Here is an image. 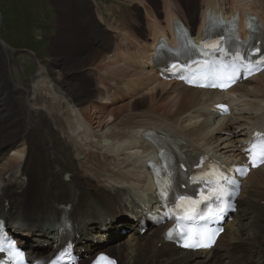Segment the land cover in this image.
Returning <instances> with one entry per match:
<instances>
[{
  "label": "bare ground",
  "instance_id": "obj_1",
  "mask_svg": "<svg viewBox=\"0 0 264 264\" xmlns=\"http://www.w3.org/2000/svg\"><path fill=\"white\" fill-rule=\"evenodd\" d=\"M78 1L81 12L89 7V13H94L88 0ZM170 1L194 23L199 0ZM203 1L206 9L201 11L202 15L207 9L217 13L218 6H224L218 0ZM57 2H60L62 18L58 19L61 29L50 39L52 64L40 63L32 77L23 75L15 79L17 88L7 79L8 71H14L16 63L13 64L10 50L0 40V200L10 201L18 212L20 218L14 223L15 227H20L21 214L49 216L66 203L96 210V202L100 207L110 204L124 187L138 191L146 181L144 165L150 154V145L142 134L150 128L181 135L189 133L211 151L217 145L225 149L240 136L236 128L225 127L222 121L209 118L192 121L187 116L189 110L218 95L217 91L180 89V84L175 82L159 81L158 88H153L149 94L132 101L123 99L107 104L94 88L79 83L85 71H89L88 66L102 60L97 68H104L115 77L128 78L127 83L133 90L143 83L141 78L146 75L133 70L120 56H107L100 32L88 26L85 19L78 24L71 21L72 1ZM228 5L231 13L248 11V8L264 13L260 0H230ZM100 14L105 16L103 12ZM173 15L175 13H170ZM123 17L125 19L126 14ZM72 28L75 31H70ZM138 76L139 81L130 79ZM254 80L258 84L250 87L244 84L240 88L245 90L246 96L262 97L261 102L258 101L262 103L264 71ZM127 83L125 87L130 89ZM43 89L51 96L44 95ZM169 117L173 118L172 122L168 121ZM222 131H225L223 136L219 134ZM105 139L110 142L105 144ZM169 140L179 144L175 135ZM18 146L20 152L10 154L12 150H19ZM81 154L83 159L79 158ZM15 173L20 176L16 177ZM66 174H69L68 179H65ZM254 175H258L259 182L249 190L246 205L241 209L242 218L228 225L214 252L204 257L200 252H167L166 248L158 246L161 230L156 229L120 244L118 254L122 264H264V228L261 226H264V213L259 205L264 196V173L262 170L252 172L251 180ZM255 200L258 203H254ZM150 241L155 242L149 244ZM29 242L32 247V239L29 238Z\"/></svg>",
  "mask_w": 264,
  "mask_h": 264
},
{
  "label": "snow or ice",
  "instance_id": "obj_2",
  "mask_svg": "<svg viewBox=\"0 0 264 264\" xmlns=\"http://www.w3.org/2000/svg\"><path fill=\"white\" fill-rule=\"evenodd\" d=\"M230 55L231 59L229 61L220 64H217L216 61L206 60L204 62L206 68L204 79H212L213 82L198 86L227 88L240 78L242 71L246 78L247 75L252 74L254 65L264 62V57L255 62L249 58L254 55H260L259 48L249 51L247 56L239 51L233 52ZM193 62L198 63V61ZM182 67H186V65L172 63L165 71ZM257 70H259L258 67ZM180 78L185 79L184 76ZM217 79L223 82L217 84L215 83ZM187 82L195 83V80L188 79ZM256 147V144H253L250 148L245 149L249 154L250 163L253 167L257 166V160L264 163V150L258 153ZM196 166L201 167L199 164ZM181 168H183V165H181ZM237 171L241 174H246L247 168L237 169ZM168 181L167 185L159 191L161 200L165 202L173 195L176 188V181L173 176H169ZM188 182L200 185L198 192L200 198L193 200L187 194L176 195L175 201L172 203V211L168 213L169 218L174 219L176 223L174 228L169 229L167 238H178L183 241V246L186 248H210L215 243V238L222 229H209L207 222L220 219L229 209L234 210V205L231 204L229 197L233 195L231 186L235 185L236 181L221 173L218 177H202L198 180L190 177ZM201 204L205 205L203 211L199 207ZM167 206V203H165V207ZM194 220L204 221L205 224L197 226L187 223ZM14 248V243H9V249ZM5 251V247L0 244V253H4ZM8 255L22 258L23 253L16 249L14 252L8 251ZM95 264H114V261L106 256H100L97 258Z\"/></svg>",
  "mask_w": 264,
  "mask_h": 264
},
{
  "label": "rangeland",
  "instance_id": "obj_3",
  "mask_svg": "<svg viewBox=\"0 0 264 264\" xmlns=\"http://www.w3.org/2000/svg\"><path fill=\"white\" fill-rule=\"evenodd\" d=\"M70 1L73 2L74 6L73 14L70 17L71 21L78 24V22L80 23L85 19L88 26L91 25L94 29H96L93 21L94 18L90 17L91 15L93 17L96 16V12H103L110 22L113 20L116 12L120 13V10L124 9V7L138 5L139 3V0H88V4L91 3L94 9V13L93 11L89 13L91 8L85 7V11L81 12V2L78 0H67V2ZM56 2L57 0H0V40L10 50L14 59L13 64L15 65L16 63L14 71H8L7 77L14 85L15 79H20L23 75L25 78L32 77L40 63L44 62L43 64L46 65L52 64L53 55L50 49V39L51 36L53 37L61 29L59 27L61 23L58 22V19L62 18L61 12H59L60 2ZM193 6L191 5L190 7ZM72 30L75 31L74 28L70 29V31ZM103 51L107 54L105 49ZM101 62L103 61L98 59L94 65L88 66V70L91 69L90 67L97 68V65L101 64ZM157 84L159 83H156L144 94L153 92V88H158V86L156 87ZM15 87L17 88V85ZM128 87L130 88L128 89L129 91L133 90L131 84H128ZM42 92L47 97L51 96L48 90L43 89ZM168 121L172 122L173 118L169 117ZM18 149L13 150L10 154H15V151L20 152L21 147L18 146ZM79 158L83 159L84 155L81 154ZM142 257L143 254H141Z\"/></svg>",
  "mask_w": 264,
  "mask_h": 264
}]
</instances>
